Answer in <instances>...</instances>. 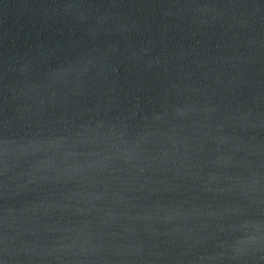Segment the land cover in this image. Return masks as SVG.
Masks as SVG:
<instances>
[{
    "label": "water",
    "instance_id": "obj_1",
    "mask_svg": "<svg viewBox=\"0 0 264 264\" xmlns=\"http://www.w3.org/2000/svg\"><path fill=\"white\" fill-rule=\"evenodd\" d=\"M2 264H264V0H0Z\"/></svg>",
    "mask_w": 264,
    "mask_h": 264
},
{
    "label": "snow or ice",
    "instance_id": "obj_2",
    "mask_svg": "<svg viewBox=\"0 0 264 264\" xmlns=\"http://www.w3.org/2000/svg\"><path fill=\"white\" fill-rule=\"evenodd\" d=\"M0 264H2V262H0Z\"/></svg>",
    "mask_w": 264,
    "mask_h": 264
}]
</instances>
